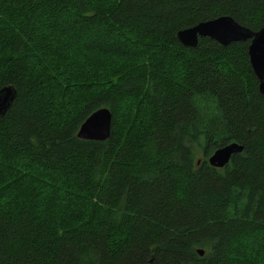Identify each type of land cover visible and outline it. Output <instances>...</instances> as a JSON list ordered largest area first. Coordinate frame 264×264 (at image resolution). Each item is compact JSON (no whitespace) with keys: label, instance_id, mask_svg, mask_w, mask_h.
<instances>
[{"label":"trees","instance_id":"trees-1","mask_svg":"<svg viewBox=\"0 0 264 264\" xmlns=\"http://www.w3.org/2000/svg\"><path fill=\"white\" fill-rule=\"evenodd\" d=\"M222 15L259 30L264 0H0V88L18 91L0 117V264H264L249 41L177 36ZM101 107L111 136L80 138Z\"/></svg>","mask_w":264,"mask_h":264},{"label":"water","instance_id":"water-1","mask_svg":"<svg viewBox=\"0 0 264 264\" xmlns=\"http://www.w3.org/2000/svg\"><path fill=\"white\" fill-rule=\"evenodd\" d=\"M180 42L185 46L196 47L200 37H210L220 44L228 46L233 42L249 41L248 53L252 68L259 80L260 92L264 95V26L259 30H253L249 26L241 24L232 16L222 15L207 21L182 29L177 34ZM18 91L14 85H6L0 88V117L11 108L17 97ZM113 113L108 107L95 110L82 123L78 136L82 139L107 140L112 133ZM244 145L231 142L217 148L209 157L211 165L222 168L228 164L235 153H240ZM200 255L205 254L203 248H199Z\"/></svg>","mask_w":264,"mask_h":264}]
</instances>
